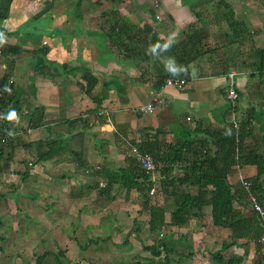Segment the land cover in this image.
I'll list each match as a JSON object with an SVG mask.
<instances>
[{
    "label": "crops",
    "instance_id": "0c3cea01",
    "mask_svg": "<svg viewBox=\"0 0 264 264\" xmlns=\"http://www.w3.org/2000/svg\"><path fill=\"white\" fill-rule=\"evenodd\" d=\"M157 3V9L154 0H10L1 5L0 80L6 77L17 101L12 132L29 128L30 133L14 137L20 144L11 157L10 147L3 146L0 192L8 184L4 198L25 217L38 207L40 227L58 248L74 254V247L90 246V256L100 262L104 256L150 257L138 255L136 248L148 231L143 196L137 187L128 190L119 182L122 171L139 167L140 149L153 148L158 160L163 146L206 138L214 150L213 143L231 124L239 132L243 123L247 146L264 153V73H258L264 0ZM230 71L236 73L235 103L226 99ZM84 74L96 81L89 93ZM168 76L185 84L162 87ZM159 92L164 102L154 113L135 112ZM201 130L205 138L198 135ZM50 138L56 146L42 147L45 159L39 160L34 148L20 147ZM49 147L59 149L49 156ZM182 166L173 164L169 178L181 177ZM256 174L255 164L242 163L232 167L227 180L237 186ZM162 178L159 171L149 174L155 189ZM188 191L194 195L197 189ZM156 201L169 220L172 198L158 193ZM202 213L189 225L173 228V238L186 240L180 244L190 243L194 252L197 245L222 251L229 234L212 226L210 207ZM249 251H257L254 244ZM196 256H171L170 264H190ZM83 259L74 262L92 260Z\"/></svg>",
    "mask_w": 264,
    "mask_h": 264
},
{
    "label": "trees",
    "instance_id": "16d2710c",
    "mask_svg": "<svg viewBox=\"0 0 264 264\" xmlns=\"http://www.w3.org/2000/svg\"><path fill=\"white\" fill-rule=\"evenodd\" d=\"M7 1L10 0H0V5ZM260 58L258 73L263 74L264 50L260 52ZM83 78L87 81L85 90L89 93L96 81L87 74H84ZM13 92V86L9 84L6 77H3L0 80V132L2 134H14L12 126L15 121L9 119V113L14 110L17 118L19 111L16 107V98L10 96ZM78 122L76 120L69 122V124L72 125ZM246 124H249V122H246ZM243 125L242 123L241 130L238 132L234 130L231 124V130L213 143L214 150L209 148L211 141L205 138L207 132L203 130L198 132V135L204 136L205 139L203 140L192 138L175 142L166 147L163 146L162 149L165 148V151H162V156L158 160L154 159L153 148L140 149L141 153L152 154L154 161L161 165L159 172L163 178L160 179L158 189L153 188V184L149 180V174L137 165L128 172L122 171L120 173L119 182L123 187L128 190L134 187L139 189L144 199V207L148 210V232L153 236H157V239L150 245L144 246L150 257H137L141 262H136V264H170L172 261L171 256L191 259L195 253L190 243H187L186 247L181 245L180 243L186 242V240L177 241L174 239L172 229L189 225L190 220L193 218H201L205 207H210L212 226L225 230L229 234L230 242L225 245L224 249L233 246L239 247L243 249V255H247L249 246L252 244L255 245L257 251L264 247L261 243L264 238V153H261L257 148L250 149L247 146L242 134ZM260 126L263 132V125ZM194 132L196 133L195 130H193ZM14 137L17 136L10 139L4 138L0 141V155H4L3 146L7 145L11 149L8 157L12 156L14 150L20 144L17 138ZM261 140L264 141V135L261 136ZM52 142L55 145V141L50 138L43 141L21 143L22 146L20 145V147L34 148L38 159L41 160L47 157L45 156L47 154L43 155L42 147L49 146ZM58 149L59 147L55 149L49 147L47 153L51 156ZM242 163L255 164L257 174L254 179L243 180L237 186H233L229 184L227 177L232 171V167ZM173 164H183L180 168L183 173L181 177L169 178ZM134 179L142 181L138 184ZM243 182L249 183L248 189L243 185ZM190 186L196 187V194L189 193ZM151 191H153L152 194ZM158 193L161 196L171 197L174 203L175 209L170 213L167 221L165 220L164 207L156 201ZM3 196V194H0V199ZM250 196L255 197L256 202L261 206L262 215L256 212L253 207L250 215L245 214V209L250 205L252 206ZM243 255H237L234 252L225 253L224 250L212 253L210 259L217 264H241L244 260ZM63 256L64 252L61 250L57 254L45 251L35 257L34 263L45 264L46 259L49 258L54 264H63L60 258ZM65 261L69 264L67 259Z\"/></svg>",
    "mask_w": 264,
    "mask_h": 264
},
{
    "label": "rangeland",
    "instance_id": "374dc122",
    "mask_svg": "<svg viewBox=\"0 0 264 264\" xmlns=\"http://www.w3.org/2000/svg\"><path fill=\"white\" fill-rule=\"evenodd\" d=\"M3 188H5L6 192L1 191L0 194L5 195V193L7 194V190L9 188L8 184ZM3 188L1 189L3 190ZM37 197H35L36 199H33L32 201L35 202L36 200H38ZM0 201V207L2 208L3 206V210L0 211V264H35L34 261L36 256L43 254L45 251L57 254L60 251L59 249L64 252V256L60 257L63 264H67V262L65 261L66 258H73L75 261L78 258L86 259L87 257H91V262L82 264H117L118 262H121L123 264H136V262H141L139 258H136V260H128L125 257H110L107 259L106 256H104L101 259L102 261L100 262L99 260L97 261L96 258L94 259L92 256H90V246L86 248H83L81 246H78L76 248L74 247V254L67 251L69 248H58V245L55 242L51 241L52 238L50 237V235L48 236V232L40 227L41 224L39 221H41V216L39 214L40 210L38 207H35L32 210L28 211L27 217H25L26 214H22L21 211L15 213V209L12 203L8 202L7 198H4V196L1 197ZM21 210L26 209L23 208ZM18 223L19 225L17 226ZM47 236L48 238H46ZM142 236V242L146 244H150L157 239L156 235L153 236L148 231H145ZM143 243L141 244L143 245ZM141 244L136 247L138 248V255L149 256V252L146 251L143 247L144 245L142 246ZM194 248V253H197L198 256H196V260L191 261L190 264H217L214 263L212 259H210L208 248H203L202 245H197ZM220 250H225V253L236 252L240 253V255L244 254V251L239 247H236L231 251L228 249H224V247H220ZM257 253L259 252H250L248 250V254L243 255L244 260L243 262H241V264H264V247L260 249V255ZM95 254L96 253H93V256ZM176 258L179 257L176 256ZM85 259H83L82 261H84ZM74 261L72 263L75 264ZM187 262L188 260L183 261V264H188ZM45 264H54V262L51 259L47 258ZM172 264L181 263L174 262Z\"/></svg>",
    "mask_w": 264,
    "mask_h": 264
},
{
    "label": "built area",
    "instance_id": "2783aa9c",
    "mask_svg": "<svg viewBox=\"0 0 264 264\" xmlns=\"http://www.w3.org/2000/svg\"><path fill=\"white\" fill-rule=\"evenodd\" d=\"M158 3L157 0H154V7L157 9L158 8ZM0 11H1V5H0ZM156 20H160V16L156 15ZM235 75L236 73L234 71H230L228 72V83L226 86V99L229 102L235 103L238 100V92L236 89V83H235ZM185 84V81L182 79H177V78H172V77H165L163 79V85L162 87H166V86H174L177 88H181L183 85ZM164 102L162 93H156L153 95L151 102L148 105L145 106H140L138 107L135 112L138 114H144V113H154L156 108L160 105H162ZM102 115H108V112L103 111L101 112ZM236 128V126H235ZM26 132V134L30 133V129L27 128L25 130H18L16 133L14 134H2L0 132V141L3 140L4 138H12L13 136H19L22 135ZM137 162L139 164V167L144 170L146 173L148 174H153L155 172H158L161 168V165L156 163L153 158L147 154V153H143V154H138L137 155ZM243 185L246 187V189H248L249 187V183L248 182H243ZM153 193V191H151V194ZM250 201L252 204L253 209L258 212L259 214H263V210L261 208V206L256 202L255 197L250 196ZM262 243H264V238L261 240Z\"/></svg>",
    "mask_w": 264,
    "mask_h": 264
},
{
    "label": "clouds",
    "instance_id": "9594fccd",
    "mask_svg": "<svg viewBox=\"0 0 264 264\" xmlns=\"http://www.w3.org/2000/svg\"><path fill=\"white\" fill-rule=\"evenodd\" d=\"M6 90H8V89H6ZM8 91H10V90H8ZM15 118H16V113L13 110L12 112L9 113V119H15Z\"/></svg>",
    "mask_w": 264,
    "mask_h": 264
}]
</instances>
